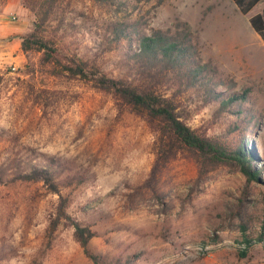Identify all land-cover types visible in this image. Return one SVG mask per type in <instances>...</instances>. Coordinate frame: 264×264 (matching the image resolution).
<instances>
[{"label": "rangeland", "instance_id": "rangeland-1", "mask_svg": "<svg viewBox=\"0 0 264 264\" xmlns=\"http://www.w3.org/2000/svg\"><path fill=\"white\" fill-rule=\"evenodd\" d=\"M37 1L39 18L33 0H0V28L24 7L21 43L40 21L63 54L154 90L262 172L182 146L117 95L12 46L17 60L0 62V264H94L75 224L110 264H264V42L249 21L264 2L243 15L232 0H59L43 23ZM144 37L180 50L155 59Z\"/></svg>", "mask_w": 264, "mask_h": 264}, {"label": "trees", "instance_id": "trees-1", "mask_svg": "<svg viewBox=\"0 0 264 264\" xmlns=\"http://www.w3.org/2000/svg\"><path fill=\"white\" fill-rule=\"evenodd\" d=\"M102 2L106 0H94ZM162 4L166 0H157ZM243 15L251 13L264 0H232ZM30 9L39 14L36 8L37 0H33ZM49 5L46 16L41 20L43 23L54 21L52 18L57 14L59 9V0H45L43 5ZM250 24L253 30L260 36L264 42V7L260 13L255 14L250 18ZM38 26V27H37ZM42 26L40 21L36 22V30L31 34L22 38L21 49L25 54L31 52L42 53L43 62L52 66V74L54 76H69L72 79H81L93 82L96 86L117 95L127 105L131 106L140 114H147L153 120H157L162 124L164 135L173 138L182 146L199 152L205 157L213 158L218 162H234L242 167L249 179L259 180L261 170H256L253 164L255 156H250L243 145L236 149H231L225 143L213 138H205L199 136L188 125L181 121L175 112L172 104L168 103L156 92L150 88L139 87L132 85L124 79L110 78L103 72L91 66L88 61L79 58L78 56L70 57L61 52L60 48L53 42L45 39L39 33V28ZM166 39L162 37H144L141 40V51L148 53L155 59L165 58L170 59L175 57L180 50L178 45L168 44ZM4 74L0 72V89L4 84ZM235 97L229 102L236 101ZM75 235L77 241L84 249L85 254L93 261L94 264H110L104 261L101 257L94 255L89 250V244L95 236L90 229L81 227L75 224Z\"/></svg>", "mask_w": 264, "mask_h": 264}, {"label": "crops", "instance_id": "crops-1", "mask_svg": "<svg viewBox=\"0 0 264 264\" xmlns=\"http://www.w3.org/2000/svg\"><path fill=\"white\" fill-rule=\"evenodd\" d=\"M19 14H20V18L21 20H19L18 22H14L15 26L11 25V22H8L7 25H5V27L0 28V40L5 39V38H10V37H17L14 39L13 42H5V45H1L0 46V51L2 57H0V62L2 61L1 59H3V61L5 62H11V59L17 60V57L11 56V47L12 46H17V48L19 49L21 47V38H20V34H24L26 32V29L28 27L27 25V21H26V9L24 7H22L19 10ZM20 61H18L19 63ZM16 63V64H18ZM1 64V63H0Z\"/></svg>", "mask_w": 264, "mask_h": 264}]
</instances>
